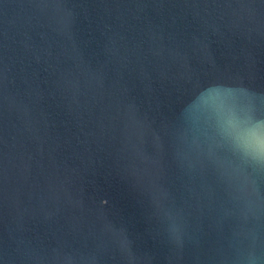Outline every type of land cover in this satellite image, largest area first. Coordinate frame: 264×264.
Listing matches in <instances>:
<instances>
[{"label":"water","instance_id":"1","mask_svg":"<svg viewBox=\"0 0 264 264\" xmlns=\"http://www.w3.org/2000/svg\"><path fill=\"white\" fill-rule=\"evenodd\" d=\"M0 264H264V0H0Z\"/></svg>","mask_w":264,"mask_h":264}]
</instances>
